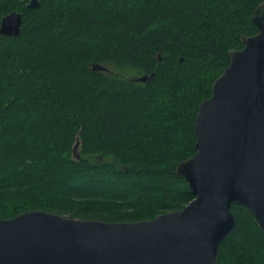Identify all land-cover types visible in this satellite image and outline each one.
Masks as SVG:
<instances>
[{
    "label": "trees",
    "instance_id": "obj_1",
    "mask_svg": "<svg viewBox=\"0 0 264 264\" xmlns=\"http://www.w3.org/2000/svg\"><path fill=\"white\" fill-rule=\"evenodd\" d=\"M29 1L0 0V21L23 17L19 36H0V219L137 222L182 209L194 196L176 166L195 153L199 105L256 33L264 0ZM230 210L218 264H264L263 231Z\"/></svg>",
    "mask_w": 264,
    "mask_h": 264
},
{
    "label": "water",
    "instance_id": "obj_2",
    "mask_svg": "<svg viewBox=\"0 0 264 264\" xmlns=\"http://www.w3.org/2000/svg\"><path fill=\"white\" fill-rule=\"evenodd\" d=\"M26 6L34 9L38 0ZM250 21L256 33L240 37L242 48L229 51L228 66L199 105L194 155L176 166L193 200L137 222L39 210L0 219V264H218V247L236 222L231 205L264 233V2ZM22 23L21 13L7 14L0 36H19ZM91 70L114 74L102 64ZM72 155L80 159L78 136Z\"/></svg>",
    "mask_w": 264,
    "mask_h": 264
},
{
    "label": "rangeland",
    "instance_id": "obj_3",
    "mask_svg": "<svg viewBox=\"0 0 264 264\" xmlns=\"http://www.w3.org/2000/svg\"><path fill=\"white\" fill-rule=\"evenodd\" d=\"M128 74V76H130L131 78L134 76V74L133 73H127ZM134 78V77H133Z\"/></svg>",
    "mask_w": 264,
    "mask_h": 264
}]
</instances>
